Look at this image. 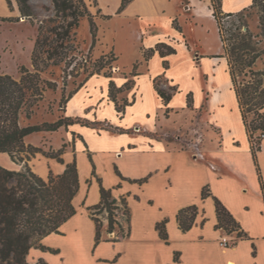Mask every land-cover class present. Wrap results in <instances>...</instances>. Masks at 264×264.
<instances>
[{
  "label": "crops",
  "instance_id": "obj_1",
  "mask_svg": "<svg viewBox=\"0 0 264 264\" xmlns=\"http://www.w3.org/2000/svg\"><path fill=\"white\" fill-rule=\"evenodd\" d=\"M10 1L12 8L0 0L8 10L4 16L14 12L21 16L17 0ZM84 1L98 27L92 53L97 59L113 54V71L111 78L105 74L89 78L67 103L66 117L87 120L92 126L75 124L25 139L26 146L34 148L48 146L57 153L64 148L59 156L63 163L43 152L30 156L28 164L38 176L62 175L76 159L80 182L73 201L77 213L60 233L41 240L47 250L31 249L28 261L264 264V141L256 165L230 76L221 72L225 59L220 57L223 46L211 0H133L122 12V0ZM241 2L222 0L223 13L244 9ZM160 43L176 54L163 58L156 53L147 60L144 51ZM157 78L162 90L178 89L168 115L155 87ZM130 80L134 87L117 96L120 105L134 101L122 115L109 99V84L113 81L122 88ZM185 128L193 136L187 148L180 135L169 137ZM0 166L19 171L7 153H0ZM101 187L119 203L126 200L130 232L96 245V224L88 208L100 203ZM205 187L211 196L203 199ZM215 198L230 211L245 238L217 228ZM193 205L199 214L184 232L177 214ZM165 219L168 243L157 230ZM123 227L128 228L126 220ZM106 235L117 237L116 232ZM224 236L233 245L222 246Z\"/></svg>",
  "mask_w": 264,
  "mask_h": 264
},
{
  "label": "trees",
  "instance_id": "obj_2",
  "mask_svg": "<svg viewBox=\"0 0 264 264\" xmlns=\"http://www.w3.org/2000/svg\"><path fill=\"white\" fill-rule=\"evenodd\" d=\"M10 8L12 3L6 0ZM133 0H122L119 12H122ZM54 17L49 18L38 25V37L32 53V66L20 69V79L6 74H0V153H7L11 159L22 164L26 154L27 161L30 156L42 152L39 148L26 146L25 139L37 133H54L61 128L68 129L75 124L92 126V123L80 118L60 117L56 122H43L39 124L23 125L21 119L24 116L31 120L35 109L39 107L47 90H56L57 85L46 80L43 75L54 67L63 64L70 66L78 53L77 30L81 23L87 20L91 34L92 51L97 44L98 27L91 14L89 6L84 0H52ZM21 17L34 21L35 12L31 0H17ZM211 9L215 17L219 36L223 46V55L230 76L232 90L234 91L239 110L245 125L251 145V152L256 165H258V153L262 150L264 141V68L259 69L258 64L264 67V0H252L251 4L236 13L237 24L229 26L223 24L226 17L233 14H224L222 0H211ZM257 17V26L253 30L248 18ZM20 18L0 17V22L17 23ZM177 29H180L176 25ZM158 53L165 58L176 54V50L167 44L160 43L154 49L145 50L144 56L149 60ZM114 55H105L98 59L92 72L89 73L85 82L94 76L100 75L104 70L105 76L111 78ZM165 69L168 62H164ZM159 78L154 80L159 96L166 107V114L170 113L168 105L172 95L178 92L177 88H171V92L162 90L158 86ZM135 81H128L122 88H117L113 81L109 84V99L116 104L119 114H124L126 108L134 103L124 101L119 104L118 94L134 87ZM81 87V86H80ZM79 87V88H80ZM77 88L67 97L62 95L60 104L65 105L79 90ZM192 99L189 96L188 104L191 106ZM66 111V110H65ZM64 148L58 152L62 154ZM56 158L55 155H48ZM90 159L92 160L91 156ZM63 163V160L58 158ZM96 174L95 166L93 175ZM262 179V177H260ZM79 169L77 160L66 165L62 175L55 176L52 173L48 179H43L33 172L26 163L19 171L9 170L0 166V264H32L28 261L31 249L47 250L41 244V240L52 234L60 233V227L72 218L77 210L73 201L79 191ZM211 196L209 188L205 187L202 192L203 199ZM118 201L113 198L110 190L101 187V201L98 205L88 208L90 216L96 224V245L102 241H116L129 236L130 212L126 200L121 204L125 208L128 228L114 219L115 211L120 209ZM218 229L225 230L228 234L237 233L238 238H245L241 226L235 220L230 211L223 203L215 198ZM106 214L108 227L106 234L117 233L114 239L105 238L104 223L100 216ZM199 214L196 205L181 209L177 214V221L182 231H189L194 225ZM165 219L157 224V230L162 240L168 243V234ZM118 225V228L116 227ZM56 253V251L51 250ZM35 264H47L39 260Z\"/></svg>",
  "mask_w": 264,
  "mask_h": 264
},
{
  "label": "rangeland",
  "instance_id": "obj_3",
  "mask_svg": "<svg viewBox=\"0 0 264 264\" xmlns=\"http://www.w3.org/2000/svg\"><path fill=\"white\" fill-rule=\"evenodd\" d=\"M249 2L251 3L252 0H242L241 5H246L244 9L248 7L250 4ZM31 5L35 12L34 21L27 19L23 21L20 19V21L17 23L0 22V74L10 75L17 80L20 79L21 76V67H26L30 70L33 69L31 58L39 33L38 25L44 21H47L49 18L54 17L55 15L52 0H31ZM14 11L15 9L13 8V12ZM7 12L8 10H6L5 3L0 2L1 18L21 17L16 12L12 13L11 15L4 16ZM231 14L233 15L224 18V25L229 26L233 23H238L239 16L236 13ZM248 22L250 27L255 30L257 26V17L253 15L252 17L248 18ZM76 38L77 45H79L77 59L70 66L63 64L60 67L50 68L43 75L46 80L55 83L57 88L55 91L49 89L44 93V99L40 103L39 107L35 109V114L32 119L27 120L24 116L22 117L21 123L23 125L39 124L43 122L52 123L56 122L60 117L66 116L65 105L60 104L62 95L67 97L71 92L80 86H83L89 73L94 69V63L98 60L93 55L92 51H89L91 34L87 20H84L81 23L80 28L77 30ZM221 63V72L228 76V68L226 66L225 60ZM218 64L219 62H216V66ZM258 68H264L263 64L259 63ZM105 71H107V69L104 70L100 75L104 74ZM111 71H113V68ZM158 86L160 87V82H158ZM177 135H180L184 139L183 145L185 148L189 146L193 139V136L188 132V128H185L180 132H175L174 134H169V137L171 138L172 136L175 137ZM41 150L46 155H55L57 158L63 154L52 152L48 146H46V149L41 148ZM21 156L25 158L24 163L17 164L14 162L19 170H21L24 165L28 163L26 154H21ZM100 218L104 223V236H107L105 233L108 227L107 215L103 214L100 216Z\"/></svg>",
  "mask_w": 264,
  "mask_h": 264
},
{
  "label": "built area",
  "instance_id": "obj_4",
  "mask_svg": "<svg viewBox=\"0 0 264 264\" xmlns=\"http://www.w3.org/2000/svg\"><path fill=\"white\" fill-rule=\"evenodd\" d=\"M118 206L120 207V209L115 211L114 219L116 220V222L122 224V226H123V223L126 219L125 208L121 203H118ZM116 227L118 228L117 224H116ZM221 245L224 247H229V246L233 245V243L229 240V238L227 236H224L221 239Z\"/></svg>",
  "mask_w": 264,
  "mask_h": 264
},
{
  "label": "water",
  "instance_id": "obj_5",
  "mask_svg": "<svg viewBox=\"0 0 264 264\" xmlns=\"http://www.w3.org/2000/svg\"><path fill=\"white\" fill-rule=\"evenodd\" d=\"M23 20L25 19V18H22Z\"/></svg>",
  "mask_w": 264,
  "mask_h": 264
}]
</instances>
